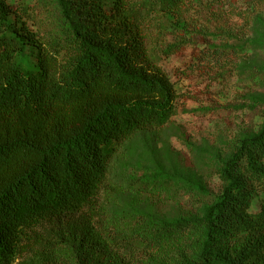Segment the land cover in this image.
Masks as SVG:
<instances>
[{
    "label": "trees",
    "instance_id": "trees-1",
    "mask_svg": "<svg viewBox=\"0 0 264 264\" xmlns=\"http://www.w3.org/2000/svg\"><path fill=\"white\" fill-rule=\"evenodd\" d=\"M189 1L44 0L56 29L40 39L29 7L0 0V264H124L120 246L166 264L156 253L176 245V264H264V119L221 160L222 191L201 216L146 214L110 232L96 206L117 148L174 114L145 25Z\"/></svg>",
    "mask_w": 264,
    "mask_h": 264
},
{
    "label": "rangeland",
    "instance_id": "rangeland-1",
    "mask_svg": "<svg viewBox=\"0 0 264 264\" xmlns=\"http://www.w3.org/2000/svg\"><path fill=\"white\" fill-rule=\"evenodd\" d=\"M12 2L30 8L23 20L40 39L55 33L44 0ZM146 22L148 51L177 94L175 111L117 148L96 204L110 232L131 231L146 214L201 216L222 191L221 160L264 119V0H190ZM156 168L178 178L156 181ZM180 248L164 247L157 261L176 264ZM111 250L120 262L138 264L128 248Z\"/></svg>",
    "mask_w": 264,
    "mask_h": 264
}]
</instances>
